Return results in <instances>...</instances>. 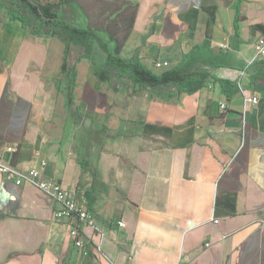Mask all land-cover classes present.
<instances>
[{
  "label": "crops",
  "instance_id": "0c3cea01",
  "mask_svg": "<svg viewBox=\"0 0 264 264\" xmlns=\"http://www.w3.org/2000/svg\"><path fill=\"white\" fill-rule=\"evenodd\" d=\"M129 6L137 8L121 56L138 51L156 73L200 68L226 82L129 96L126 86L115 92L98 79L103 54L82 58L79 112L107 115L110 128L130 134L107 140L103 151L91 148L94 178L73 150L76 126L56 85L65 43L27 34L0 7L5 160L28 171L46 159L43 174L95 218V227L83 224L78 247L49 193L0 173V264H264V92L242 75L257 60L264 0H67L61 9L109 40V27L130 16ZM249 95L258 101L247 102ZM12 145L16 152L6 150Z\"/></svg>",
  "mask_w": 264,
  "mask_h": 264
},
{
  "label": "trees",
  "instance_id": "16d2710c",
  "mask_svg": "<svg viewBox=\"0 0 264 264\" xmlns=\"http://www.w3.org/2000/svg\"><path fill=\"white\" fill-rule=\"evenodd\" d=\"M65 2L67 0H0V7L6 6L12 18L22 23L27 34L54 36L65 43L61 71L55 79L57 89L66 95V106L76 126L73 150L83 168V174L89 172L94 178L99 177L98 168L90 157L92 147L96 146L103 151L107 140L129 137L130 134L123 129L110 128L107 115L88 116L79 112L75 89L78 85L77 62L82 58L103 54L104 59L95 69L98 79L101 82H108L115 92L126 86L129 96L144 90L163 88H176L180 92L185 86L188 92L193 93L204 87L211 79L220 80L222 84L226 82L214 77L210 71L200 68L174 67L156 73L142 63L138 51L129 58L121 56L120 51L133 27L132 21L137 7L132 10L133 8L129 6L126 12L130 13V16H123L124 18L120 16L119 24L116 17L115 24L108 29L110 37L108 40L98 29L75 24L61 9ZM115 30L124 32L121 39L115 37ZM112 39L116 42L114 50L109 44ZM246 73L249 78L248 85L253 89H260V83L264 82V59L254 61ZM94 200L93 198L92 201Z\"/></svg>",
  "mask_w": 264,
  "mask_h": 264
},
{
  "label": "built area",
  "instance_id": "2783aa9c",
  "mask_svg": "<svg viewBox=\"0 0 264 264\" xmlns=\"http://www.w3.org/2000/svg\"><path fill=\"white\" fill-rule=\"evenodd\" d=\"M255 53V59H264V34L255 42ZM167 64L168 62L166 61L156 62L155 67ZM245 74L246 71H243L242 75L244 76ZM239 87L243 88L242 80L239 82ZM246 101L256 103L258 96L249 95L246 97ZM222 108H226V104H222ZM17 149L14 145L6 148L10 152H16ZM4 154L5 150L0 148V173L8 179L14 180L18 185H35L49 193L59 204V207L54 212L55 217L57 219H66L70 222V235L78 247H83L84 241L81 237L83 224L95 227V218L88 207L78 201L59 179L46 177L43 174V168L47 165L46 159H41V168L34 167L28 171H23L14 163L6 161ZM36 155L40 156V152H36ZM119 225L123 226L124 222L120 221Z\"/></svg>",
  "mask_w": 264,
  "mask_h": 264
},
{
  "label": "rangeland",
  "instance_id": "374dc122",
  "mask_svg": "<svg viewBox=\"0 0 264 264\" xmlns=\"http://www.w3.org/2000/svg\"><path fill=\"white\" fill-rule=\"evenodd\" d=\"M44 1H47V0H44ZM5 12H7V13H10L9 12V9L6 7V6H2L1 7ZM115 32V37L116 38H122L123 37V35H124V32L123 31H120V30H115L114 31ZM114 50V49H113ZM260 88H261V90L264 92V82H262V83H260Z\"/></svg>",
  "mask_w": 264,
  "mask_h": 264
}]
</instances>
